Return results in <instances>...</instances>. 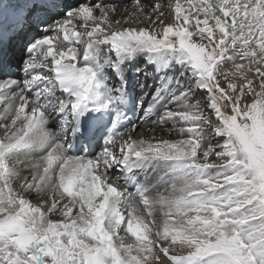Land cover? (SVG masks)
Returning a JSON list of instances; mask_svg holds the SVG:
<instances>
[{
  "label": "snow or ice",
  "instance_id": "1",
  "mask_svg": "<svg viewBox=\"0 0 264 264\" xmlns=\"http://www.w3.org/2000/svg\"><path fill=\"white\" fill-rule=\"evenodd\" d=\"M117 17L0 0V264H264V0Z\"/></svg>",
  "mask_w": 264,
  "mask_h": 264
},
{
  "label": "bare ground",
  "instance_id": "2",
  "mask_svg": "<svg viewBox=\"0 0 264 264\" xmlns=\"http://www.w3.org/2000/svg\"><path fill=\"white\" fill-rule=\"evenodd\" d=\"M6 1V0H5ZM70 2H75V0H70ZM144 2L146 4H151L152 0H144ZM109 3H114L118 9V17L123 16L124 15V9H128L129 11L132 10V0H109ZM136 79H139L141 82L144 81V77L141 75L139 77H136ZM135 82V79H134ZM149 84H152L153 82L151 80L147 81ZM130 116H132L131 113H129ZM132 119L134 120L135 123L137 124H141L142 121L144 120V117L139 113V111H137L135 116H132ZM152 124L148 123L146 125H144L142 128L139 129V135H155L158 139L159 138H165V139H177L179 137H177L176 135H172L169 136L168 133V127H170V125L168 127H165L164 129H156L154 133H146V129L152 128ZM142 179V177H141ZM130 191L132 189H129Z\"/></svg>",
  "mask_w": 264,
  "mask_h": 264
},
{
  "label": "rangeland",
  "instance_id": "3",
  "mask_svg": "<svg viewBox=\"0 0 264 264\" xmlns=\"http://www.w3.org/2000/svg\"><path fill=\"white\" fill-rule=\"evenodd\" d=\"M141 67H144V65L141 66ZM137 80L140 81L139 79H136V78H135V82H136ZM140 82H141V81H140ZM137 91H139V89H137ZM213 159H214V157H213Z\"/></svg>",
  "mask_w": 264,
  "mask_h": 264
}]
</instances>
